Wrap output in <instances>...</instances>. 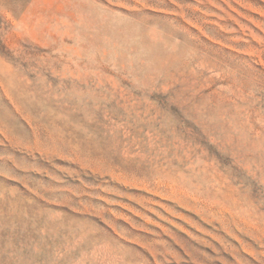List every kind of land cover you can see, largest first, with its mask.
Returning a JSON list of instances; mask_svg holds the SVG:
<instances>
[{"label": "rangeland", "instance_id": "rangeland-1", "mask_svg": "<svg viewBox=\"0 0 264 264\" xmlns=\"http://www.w3.org/2000/svg\"><path fill=\"white\" fill-rule=\"evenodd\" d=\"M0 264H264V0H0Z\"/></svg>", "mask_w": 264, "mask_h": 264}]
</instances>
